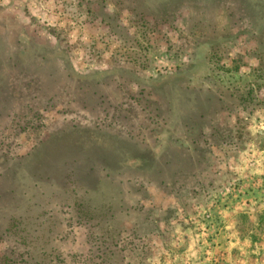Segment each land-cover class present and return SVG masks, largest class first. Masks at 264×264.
Wrapping results in <instances>:
<instances>
[{"label": "rangeland", "instance_id": "1", "mask_svg": "<svg viewBox=\"0 0 264 264\" xmlns=\"http://www.w3.org/2000/svg\"><path fill=\"white\" fill-rule=\"evenodd\" d=\"M111 69L133 94L182 88L178 116L180 94L199 99L190 88L233 93L188 191L144 205L162 191L151 173L172 146L170 113L156 123L135 107L116 125L112 100L93 103L92 123L77 104L32 118L55 90L73 100L94 85L81 77ZM91 226L119 234L111 260ZM0 264H264V0H0Z\"/></svg>", "mask_w": 264, "mask_h": 264}, {"label": "trees", "instance_id": "2", "mask_svg": "<svg viewBox=\"0 0 264 264\" xmlns=\"http://www.w3.org/2000/svg\"><path fill=\"white\" fill-rule=\"evenodd\" d=\"M192 37L193 35H191V38ZM120 71V69H111L107 75H104L103 77H98L100 73L81 77L80 79H82V83L86 81H93L94 85H92L91 88L88 87L87 89H81L80 93L79 91H74L75 95L73 96V100H66L64 98L62 99V97L59 96V90H55V95L52 92L54 95L53 97L44 98L46 99L44 102V104H46L45 110H38L36 108L32 110V118L37 121V119L42 118V113L46 112L52 106L53 108H56L54 112L57 114L79 113V111L71 108L72 105L77 104L78 107H82V109L87 112L89 118L87 116L86 118L88 119L89 123H92L93 121L90 120V116H93L94 113L91 112H95L96 110L93 103L97 101L99 104H105L111 103L112 100L114 102L112 105L114 116L110 118L112 123H115L116 125L118 123H123L122 117L120 116L126 112L130 113L131 110L134 111L135 107L140 108L142 112L144 111L147 114L152 113L153 111L155 115L154 118H151L150 120L153 122L155 119H157L156 123H159L158 120H161V117L166 115V113H170V118L173 120V128L176 130L174 133L175 135L173 134L170 137V144H172V146L170 145V148L168 147V149L163 152V159L160 157V155L159 158L155 159L156 170L151 173L158 176L156 179L157 182H155V189L162 191L156 195H152L149 192V188H147L144 205L146 203L151 204L156 202L157 197L162 200L164 197L162 193L164 192L169 195V193H178L184 190L188 191L189 188L198 183V177H200L203 171L208 168L212 160V151L216 148V145L221 146L220 144L223 141L222 138L224 131H220V128L221 124L225 123L226 121L223 120V122L220 119V115L225 109H227L229 105L234 103V101L231 100V98L234 97L233 93H226V91L222 92V94L226 93L228 98L227 101L225 98L220 99V97L223 96H221V93L217 94V91L221 90L222 88L216 86L214 83H212L213 86L206 87L204 90L201 87L190 88V90L192 89L191 91L194 92L195 95L199 94V99L193 103L192 99H181L182 95L180 94L179 100L182 104H184V113L178 116L175 114L174 109L172 108V101L175 98V94H173V92L176 93V91L181 90L182 88H178V86H176L178 89L176 90L174 87H172L171 91H173L172 94H170L165 90L159 93V91L156 89L153 92H148V90H146L144 87L139 88L137 86L136 88L138 93L133 94L129 82L122 79L123 75H118ZM77 80H79L78 77ZM109 83L110 85L105 86ZM94 86H98V90H95L97 88H94ZM173 86L175 85L173 84ZM184 88L188 89V87ZM69 90L70 89L67 87L66 91ZM110 91L115 98H110ZM245 93L246 95H249L251 94V91H246ZM67 97H69V95H67ZM34 100L35 106L39 107V105H43L42 103L37 102L35 98ZM225 101L226 105L224 107ZM65 102L69 108L58 109V107L64 105ZM19 109H21V105ZM148 115L150 117L151 114ZM80 117L84 119L82 114ZM165 117L166 116H164V118ZM20 119L21 117L18 118V115H16L15 120L18 121ZM75 122L81 123L78 122V120ZM130 122L131 121L126 123ZM59 126H61L60 123H54L49 128V133H52L58 129ZM102 127L106 129H115L114 124H107L106 126ZM126 131H128V128ZM224 137H227V134H225ZM28 154L29 152L26 154V156ZM141 190H144V187H142ZM84 216L87 218V212L84 214ZM108 227V230L101 232L100 227L91 226L87 232L88 235L86 239L89 243H95L97 238H100V235L102 239L107 238L103 240L102 244L105 245L109 241L110 244L105 246H108L106 249L109 251V258L111 260V254L113 253V248L115 249L116 243H118L119 234L116 233L114 226ZM15 230H17V227ZM23 230L26 241L28 239V242L32 243V241L35 239V233L33 229L28 230L24 228ZM3 233L11 234L9 228L7 232L4 231ZM12 237L13 239H16V242L19 245L25 242V240H21V237L16 234V231L12 232ZM100 248L97 247L96 251H98ZM59 254L61 255V253Z\"/></svg>", "mask_w": 264, "mask_h": 264}]
</instances>
